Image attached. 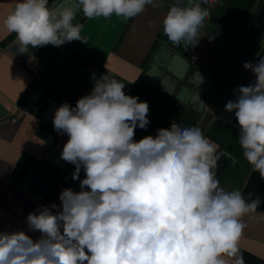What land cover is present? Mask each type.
Instances as JSON below:
<instances>
[{"label":"clouds","instance_id":"1","mask_svg":"<svg viewBox=\"0 0 264 264\" xmlns=\"http://www.w3.org/2000/svg\"><path fill=\"white\" fill-rule=\"evenodd\" d=\"M215 3L188 0L182 7L177 0L163 20L164 34L195 46ZM149 4L158 0H78L88 19H130ZM74 18L72 9L50 8L49 0H17L3 26L15 33L23 54L29 46L87 42ZM243 67L256 80L240 86L225 111L235 110L243 155L264 179V56ZM124 87L103 75L75 107L64 103L56 110L54 129L69 137L61 158L75 165L73 179L81 167L86 176L79 192L62 190L55 214L43 206L28 214L39 240L24 231L0 232V264H244L242 217L256 211L259 198L248 203L239 190L220 187L214 171L219 146L198 127L172 122L155 137L134 140L135 129L150 122L149 105Z\"/></svg>","mask_w":264,"mask_h":264},{"label":"crops","instance_id":"2","mask_svg":"<svg viewBox=\"0 0 264 264\" xmlns=\"http://www.w3.org/2000/svg\"><path fill=\"white\" fill-rule=\"evenodd\" d=\"M61 1L49 0V7H55ZM237 1L244 0H216L215 8L210 10V18L215 22L210 24L213 34L230 29L235 16L242 12ZM16 3L17 0H0V232L24 231L37 241L42 234L29 229L28 214L37 212L41 206L48 207L55 214L61 206L59 196L62 190L70 188L79 192L80 181L86 174L81 167L79 179H73L75 165L61 158L68 135L58 133L54 125L42 117L39 107L30 110L28 98L59 47L29 46L27 53H18L15 33H9L3 26L4 18ZM176 3L177 0H158L157 6L146 5L142 13L130 19L114 14L109 18L88 19L81 8L76 9L75 23L80 20L79 24L83 25L81 36L87 42L77 40L63 45L68 46L78 59L103 68L111 78L130 83L133 87L142 81L141 77L159 46L165 41L171 42L163 32V20L170 6ZM179 6H188V0H179ZM195 46L189 45V50ZM262 56L264 40L249 62L255 64ZM27 57L43 63V71L38 76H32L23 66L22 61ZM255 80L252 71L244 69L238 89L253 84ZM199 116L195 127L211 140L207 132L212 123L213 110L207 107ZM216 144L218 150H223L234 160L220 155L215 170L221 171L225 167L228 171L238 172L241 161ZM235 183L232 182L230 187ZM220 187L233 191L227 186ZM238 190L248 203L257 198L260 200L254 213L242 217L247 227L239 241L240 254L244 264H264V179L259 172L253 171L252 165ZM53 204L57 205L56 209L51 208Z\"/></svg>","mask_w":264,"mask_h":264},{"label":"water","instance_id":"3","mask_svg":"<svg viewBox=\"0 0 264 264\" xmlns=\"http://www.w3.org/2000/svg\"><path fill=\"white\" fill-rule=\"evenodd\" d=\"M237 5L242 12L235 16L230 29L213 34L210 24L215 22L209 18L201 28V37L193 50L183 43L163 42L141 79L199 114H203L207 107L212 109V121L240 132L235 110L225 111V104L236 100L245 69L243 65L251 60L264 40V0L237 1ZM57 6L74 12L79 9L76 0H62ZM211 8L215 7L212 5ZM75 22L74 18L72 23ZM103 75H107L103 68L78 59L68 46L61 45L28 98L30 110L39 107L42 117L53 124L56 110L62 104L75 107L81 97L91 93L95 80ZM124 84L123 91L129 95L132 84ZM218 152L234 160L223 150Z\"/></svg>","mask_w":264,"mask_h":264},{"label":"trees","instance_id":"4","mask_svg":"<svg viewBox=\"0 0 264 264\" xmlns=\"http://www.w3.org/2000/svg\"><path fill=\"white\" fill-rule=\"evenodd\" d=\"M79 22L80 20L75 24ZM129 96L139 97V101H146L149 105L148 119L150 122L146 129H140L139 127L135 129L134 138L137 140L146 136L155 137L158 129H168L172 122L190 128L195 127L199 121V113L178 103L173 98L163 95L143 81L134 84ZM207 136L241 161L242 166L238 172L228 171L225 167L221 171L214 169L220 185L238 190L246 176L247 169L250 167L239 143L240 132L214 120L208 129ZM232 182L236 183L230 187Z\"/></svg>","mask_w":264,"mask_h":264},{"label":"built area","instance_id":"5","mask_svg":"<svg viewBox=\"0 0 264 264\" xmlns=\"http://www.w3.org/2000/svg\"><path fill=\"white\" fill-rule=\"evenodd\" d=\"M22 64L30 72V74L34 77L38 76L43 71V68H44L43 63L33 60L29 57L25 58L22 61ZM24 104L26 105L27 101L24 102Z\"/></svg>","mask_w":264,"mask_h":264}]
</instances>
